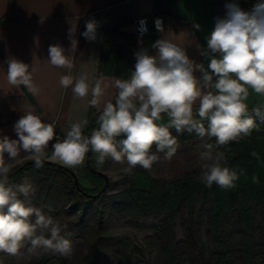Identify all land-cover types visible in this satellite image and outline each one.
Masks as SVG:
<instances>
[{"label": "clouds", "instance_id": "clouds-1", "mask_svg": "<svg viewBox=\"0 0 264 264\" xmlns=\"http://www.w3.org/2000/svg\"><path fill=\"white\" fill-rule=\"evenodd\" d=\"M225 7L226 16L217 18L214 30L206 38L207 51L201 53L210 58L207 69L202 63L190 60L184 48L167 37L152 45L158 50L156 55L141 49L135 53V69L130 79H114L118 90L115 103H104L96 121L98 127L86 136L83 134L88 124L86 119L71 124L66 138L52 145L50 158L75 168L84 163L91 151L96 154L97 166L106 158L117 163L126 161L125 172L131 174L135 167L150 169L158 160L151 152L153 145L157 152L164 154V159H171L178 143L170 128L177 133L195 131L202 140L215 138V144L205 140L201 145L199 180L207 187L216 184L222 189L235 188L239 176L224 166L225 153L217 147L238 142L250 136L253 129L258 130L253 115L264 121V110L254 107L250 112L246 103L249 89L264 97V2L254 5L251 11L242 10L238 4ZM96 28L97 22L89 20L82 35L94 41ZM157 28L163 31L160 21ZM74 33L73 25L69 28L72 49L77 46ZM48 52L52 66L69 70L60 77V85L65 89L72 87L78 98L91 93L89 105L97 107L107 85L102 87L100 79L90 84L87 72L74 77L72 60L60 45H50ZM6 63L9 84L17 88L23 85L33 94L38 92L28 64L14 57H9ZM196 71L202 73L199 78ZM197 102L195 116L199 119L194 116ZM21 112L23 115L13 126L18 139L0 137V252L16 256L29 245V254L43 250L68 256L72 243L61 234L66 226L30 206V201L26 204L35 192L33 186L30 183L9 185L8 161L16 160L21 152L29 153L35 167L40 168L45 149L54 139L53 124L43 122L31 105H22ZM162 114L168 117L167 124L161 122ZM205 120L207 127L201 122ZM120 136L124 138L117 140ZM252 156L259 159L255 151ZM252 179L254 183L259 182L256 176ZM33 216L34 222L30 220Z\"/></svg>", "mask_w": 264, "mask_h": 264}, {"label": "trees", "instance_id": "trees-1", "mask_svg": "<svg viewBox=\"0 0 264 264\" xmlns=\"http://www.w3.org/2000/svg\"><path fill=\"white\" fill-rule=\"evenodd\" d=\"M112 32L107 31L106 37ZM154 41L152 35V45ZM101 112L91 111L83 129L87 136L98 127ZM253 119L258 130L217 147L225 153L224 166L239 176L232 189L216 184L207 187L193 173L167 179L135 167L124 175L126 187L110 192L115 181L108 177L105 191L95 197L92 194L101 190L106 179L87 166L92 187L81 182L77 185L72 168L61 163L43 159V166L36 168L32 159L20 162L8 174L9 185L17 184L26 172L34 174L35 192L29 196L32 206L53 219L66 214L60 222L66 226L61 234L72 243L68 256L39 250L27 264H264V121L254 115ZM201 122L207 127L206 120ZM169 131L177 143L200 138L195 131ZM207 142L215 144V138ZM253 151L259 159L252 156ZM90 162L96 167V154H91ZM253 176L258 177V183L253 182ZM105 208L126 217L134 228L148 227L154 232L144 242L114 234L104 217ZM180 213L184 234L177 238L174 227ZM146 219L158 222L147 225ZM151 245L156 249L154 256L148 250Z\"/></svg>", "mask_w": 264, "mask_h": 264}, {"label": "crops", "instance_id": "crops-1", "mask_svg": "<svg viewBox=\"0 0 264 264\" xmlns=\"http://www.w3.org/2000/svg\"><path fill=\"white\" fill-rule=\"evenodd\" d=\"M227 4H234V0H0V137L18 139L13 126L23 115L22 105H31L43 122L68 132L71 124L88 121L91 111L101 112L104 103H115L118 90L114 79H130L135 53L147 49L150 55H156L158 50L151 46L152 35L154 43L166 37L173 40L184 48L190 60L207 69L210 58L201 53L207 51L206 38L214 30L217 18L226 16ZM143 15L161 17L163 31L152 23L150 33L138 38L134 20ZM89 20L97 22L94 41L82 35ZM73 25L75 49L71 48L69 37ZM110 30L114 32L106 37ZM57 44L71 58L74 77L87 72L90 84L100 79L102 87L107 85L97 107L89 105L91 93L78 98L72 87L65 89L60 85V77L69 70L48 62L49 46ZM9 57L30 66L37 93L8 83ZM195 75L199 78L202 73L196 71ZM246 103L249 111L254 107L264 110V97L251 89ZM198 106V102L194 104V108ZM161 122L168 123L166 114H162ZM19 156L28 157L29 153L21 152Z\"/></svg>", "mask_w": 264, "mask_h": 264}, {"label": "rangeland", "instance_id": "rangeland-1", "mask_svg": "<svg viewBox=\"0 0 264 264\" xmlns=\"http://www.w3.org/2000/svg\"><path fill=\"white\" fill-rule=\"evenodd\" d=\"M194 111H196V108H194ZM83 134L87 136L86 132L83 130ZM67 131L59 130L57 127L54 126V139L49 142L48 147L45 149V157L43 159H51V154L53 151L52 145L57 141H62L66 138ZM202 143H204V140L201 138H198L196 140L192 141H186V142H179L177 151L175 154L171 157V159H164V154L157 152L156 149H151V152L158 156V160L153 162L150 169H146L152 176L156 177H163L167 179H173V178H179L185 176L186 173H193L195 175L200 176L202 172L201 168V161L199 154L201 151H203V148L201 147ZM218 151H222L219 148H217ZM223 152V151H222ZM28 159H31V155L29 156H23L18 157L16 160L8 161V165L10 168V171L18 165L20 162L26 161ZM52 160V159H51ZM56 162L55 160H53ZM59 163V161H57ZM86 158L82 165L77 166L75 168H72L75 175L77 176L79 182L83 183L87 187H92L94 184L91 182V180L87 177L86 171ZM128 167V164L126 161L123 163H117L113 161L111 158H106L104 163L100 166H97L96 168L102 170L105 172V174L108 175V177L115 181V184L112 189H110V192L123 189L127 186V182L125 181L124 175H125V169ZM140 167V166H137ZM9 171V172H10ZM23 183H30L33 188L35 189L36 183L34 174L26 172L23 174L21 180L13 185H20ZM20 199H24V197L21 194H18ZM30 201L28 198V201H26V204ZM30 206H32L30 201ZM33 207V206H32ZM181 216L182 214H178L175 220V233L177 238L183 237V228L181 225ZM67 217L66 214H60L55 220H58L61 222ZM105 219L108 223L109 230L114 234H125L129 235L131 237H135L139 239L141 242H144V238L152 234L154 232L151 228H143L138 229L134 228L131 225L128 224L127 218L114 214L109 208H105ZM30 220L32 222L35 221V217H30ZM147 225H152L158 222L156 219H146L143 220ZM205 225L202 227V233L204 235ZM27 247L29 245H26L24 248L20 250V254L16 256H11L6 253L0 252V264H27L31 258L35 254H29L27 252ZM148 250L152 253V256L156 254L155 246L151 245L148 246Z\"/></svg>", "mask_w": 264, "mask_h": 264}, {"label": "built area", "instance_id": "built-area-1", "mask_svg": "<svg viewBox=\"0 0 264 264\" xmlns=\"http://www.w3.org/2000/svg\"><path fill=\"white\" fill-rule=\"evenodd\" d=\"M264 2V0H234V4H238L239 7L244 11H251L257 3ZM157 21H160L163 26V20L159 16L154 18L148 15L136 17L134 20L135 33L138 38H144L150 33L151 24L157 28Z\"/></svg>", "mask_w": 264, "mask_h": 264}, {"label": "water", "instance_id": "water-1", "mask_svg": "<svg viewBox=\"0 0 264 264\" xmlns=\"http://www.w3.org/2000/svg\"><path fill=\"white\" fill-rule=\"evenodd\" d=\"M195 112H196V111H194V116H195ZM250 112H251V111H250ZM91 154H92L91 151H89V153L86 154V166H87L88 168H90V170L93 171V172H96V173H99V174H103V175L105 176V179H106L105 184H104V186L101 188V190H100L97 194H92V196H95V197H96V196H98L101 192L105 191V189H106V185H107V182H108V175L105 174V172H103L102 170L97 169L96 167L91 166V162H90ZM75 182H76L77 185L79 184V180H78V178H77L76 175H75ZM86 194H87V193H86ZM87 195H90V194H87Z\"/></svg>", "mask_w": 264, "mask_h": 264}]
</instances>
